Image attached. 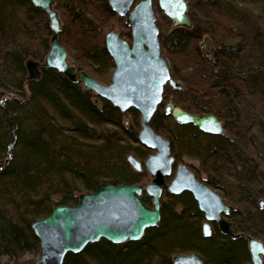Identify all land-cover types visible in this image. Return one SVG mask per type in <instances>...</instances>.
I'll list each match as a JSON object with an SVG mask.
<instances>
[{
    "label": "trees",
    "instance_id": "1",
    "mask_svg": "<svg viewBox=\"0 0 264 264\" xmlns=\"http://www.w3.org/2000/svg\"><path fill=\"white\" fill-rule=\"evenodd\" d=\"M187 1L191 27L159 35L172 76L183 86L167 84L162 104L171 98L189 113L214 114L226 134L179 123L163 105L151 125L167 133L176 163L186 156L200 161L201 170H193L232 202L229 219L240 236L222 234L216 223L205 236L204 213L193 195L165 190L161 221L140 240L101 239L69 252L64 264H173L182 253H196L204 264H253L246 236L264 242V0ZM56 7L65 11L60 38L75 51L78 69L89 65L106 79L115 66L102 41L103 20L115 15L108 0H56ZM49 36L42 8L31 0H0V264L3 257L20 264L38 249L32 224L55 206L77 204L81 193L103 181H146V171L127 162L134 147L125 141L141 146L137 110L122 112L104 98L96 104V94L55 68H41L40 77L29 80L27 59L44 61ZM206 36L214 43L210 54L199 45ZM127 113L134 124L125 123ZM141 199L152 206L145 191Z\"/></svg>",
    "mask_w": 264,
    "mask_h": 264
},
{
    "label": "water",
    "instance_id": "2",
    "mask_svg": "<svg viewBox=\"0 0 264 264\" xmlns=\"http://www.w3.org/2000/svg\"><path fill=\"white\" fill-rule=\"evenodd\" d=\"M31 1L45 11L51 38L50 50L42 63L27 60L29 80L40 77L41 68H55L73 82L80 80L86 89L110 101L122 112L137 110L141 115L139 142L155 151L147 156L144 166L132 154L127 157L137 172L145 167L153 176L151 183L115 185L103 182L94 192L81 193L77 204L57 205L51 214L34 221L32 229L41 246V256L35 264H64L69 252L79 253L89 243L101 239L116 244L140 240L148 228L157 226L161 221L164 189L174 195L183 192L193 195L205 216V236L211 235L212 222L217 224L222 234L240 236L235 234L233 223L228 219L234 207L210 185L199 180L186 164H179L173 180L170 184L166 182V178L174 172L171 142L155 131L151 120L163 101L166 84L174 89H181L182 85L172 77L167 61L161 55L160 30L153 0H140L134 7L135 0H109L111 9L126 18L132 41L129 43L115 31L106 34L105 47L115 63L108 85L84 70H77L74 63H69L68 50L60 40L62 23L55 8L56 0ZM158 7L174 27H191L187 0H158ZM99 98L95 100L96 104H99ZM166 113L179 123L196 125L201 131L226 134L223 123L214 114L200 116L173 103L167 105ZM144 191L152 198L151 207L141 199ZM260 206H264V199L260 201ZM246 237L252 263L264 264V242L249 235ZM173 264H204V261L198 254L189 253L176 255Z\"/></svg>",
    "mask_w": 264,
    "mask_h": 264
},
{
    "label": "rangeland",
    "instance_id": "3",
    "mask_svg": "<svg viewBox=\"0 0 264 264\" xmlns=\"http://www.w3.org/2000/svg\"><path fill=\"white\" fill-rule=\"evenodd\" d=\"M68 8H69V6H67ZM153 7H154V11H155V15H156V17H157V21H158V27H159V30L160 31H162L163 33L164 32H166V33H168V32H170L171 31V29H173L174 28V26H173V24H172V21L170 22V24L166 21L165 22V20H164V18H163V15H164V13L158 8V0H153ZM55 8L57 9V7H56V4H55ZM66 8V7H65ZM58 10V9H57ZM58 12H59V15H60V18H61V23H62V26H63V21H65V19H64V16H65V11H62L63 13H61V11H59L58 10ZM96 15H98L99 16V14H97V13H95ZM165 16V15H164ZM66 18V17H65ZM100 18L103 20V16H100ZM103 24H102V27H103V29H104V32H103V42H104V44H105V36H106V34L109 32V31H115V32H117V33H119L120 34V36H122L124 39H126L128 42H131L132 41V38H131V35H130V32H131V30H130V27L128 26V23H126V20L123 18V17H120L119 15H117L116 13H115V15L114 16H112V17H109V18H106L105 20H103ZM161 33V32H160ZM51 37L49 36V39H50ZM60 40H61V38H60ZM62 42V41H61ZM64 44V43H63ZM199 45H201L202 46V48L203 49H205L206 51H208L209 50V48H211V51L209 50V53L208 54H210L212 51H213V46H214V43H213V41L211 40V38H209V37H204V38H202L200 41H199ZM65 46V45H64ZM66 47V46H65ZM67 48V47H66ZM71 48V47H70ZM67 50H68V48H67ZM68 53H69V63L70 64H73L74 63V57H73V54H75V51L73 50V49H70V50H68ZM161 55H162V57L163 58H165V60L167 61V64H168V66H169V68H170V71H171V62H170V60H169V58L166 56V54L164 53V52H162V50H161ZM73 57V58H72ZM29 59H31V58H28L27 60H29ZM35 60V59H34ZM37 61V60H36ZM85 69H84V71H86L87 73H89L93 78H95L97 81H99V82H101V83H103V84H105V85H108V84H110L111 83V79H112V75H113V72H114V70H115V66L114 67H111L109 70H108V73H107V75H106V79H104V78H102V77H100L99 76V74H98V72H96L94 69H93V67H89V65H87V66H85L84 67ZM95 75H94V74ZM171 75H172V73H171ZM108 76V77H107ZM173 77V76H172ZM174 78V77H173ZM181 85H182V82L180 81V80H178V79H176ZM83 85V84H82ZM170 85V84H169ZM84 87V86H83ZM183 87V86H182ZM12 94V93H11ZM14 95H18V94H15V93H13V96ZM172 101V99L170 98L169 99V101ZM168 103V102H167ZM100 104V103H99ZM166 104V103H165ZM165 106L166 105H164L163 104V106L161 107V110L162 111H165ZM176 106V105H175ZM176 107H178V106H176ZM179 108H182V107H179ZM183 109V108H182ZM125 123H127V124H134V115H132V114H130V113H127L126 115H125ZM140 120H141V116H140V118H139V123H140ZM154 128V127H153ZM114 129V131H118L116 128H113ZM155 129V128H154ZM139 131H140V127H139ZM156 132H158L159 134H161L162 136H164L165 138H168L167 137V133H165V132H161V131H157V130H155ZM169 139V138H168ZM170 140V139H169ZM126 143H128L129 145H131V147H134L132 150H130L129 151V153H128V155H130V154H132L133 156H135L136 157V159H138L141 163H142V165L144 166V163H145V160H146V158H147V156H145V155H150V154H152V153H154L155 151H153L152 149H149V148H146L145 146H143V145H141V146H139L138 144H134V143H132L131 141H129V140H127V141H125ZM145 147V148H144ZM144 148V149H143ZM145 149L147 150L146 152V154L144 155V156H142L143 155V152L145 151ZM128 155H127V157H128ZM183 161H181L180 163H183V162H186V163H191L196 169H199V170H201V168H200V161L199 160H196V159H193V158H189V157H183V159H182ZM127 162H128V160H127ZM129 163V162H128ZM130 164V163H129ZM179 164V163H178ZM131 166V165H130ZM176 167H177V165L174 167V172H173V174L171 175V176H169V177H167L166 178V182H167V184H170V182L173 180V178H174V176H175V173H176ZM131 168L134 170V168L131 166ZM143 169L146 171V178H145V183H144V185H147V184H149V183H151V181H152V179H153V176L152 175H150L149 173H148V171L145 169V167H143ZM142 169V170H143ZM263 169H264V165H263ZM193 170V169H192ZM134 171H136V170H134ZM137 172V171H136ZM193 172L197 175V173L195 172V170H193ZM199 175H197V177L199 178V179H203V178H205L206 176H205V173L204 172H201L200 171V173H198ZM201 179V180H202ZM104 182V181H103ZM106 182V181H105ZM107 182H109V183H112V182H110V181H107ZM113 184H115V185H119V184H131V183H113ZM214 189V188H213ZM166 190V189H165ZM165 190H164V192H165ZM216 190V189H215ZM167 192H169L168 190H166ZM219 194H221L222 195V192L220 191V190H216ZM164 192H163V194H164ZM85 193V192H84ZM223 196V195H222ZM162 200H163V202H167V197L165 196V197H163L162 196V198H161V202H162ZM226 200V202L227 203H229V204H231L232 202L227 198V199H225ZM229 201V202H228ZM232 205V204H231ZM177 209H180V207H177ZM7 212L11 215V214H15V215H17V213H15V210H13V209H11V206H8L7 207ZM229 219V218H228ZM205 222V221H204ZM235 230V229H234ZM182 254H186V253H182ZM179 255V254H178ZM181 255V254H180ZM40 256H41V246L39 245V247H38V249H36V250H32V251H30V252H27V253H25L24 254V256L22 257V258H20L19 259V262H20V264H35L36 263V261L40 258ZM175 257V256H174ZM14 262L16 263V261H15V259H10V258H8V257H3L2 258V264H14Z\"/></svg>",
    "mask_w": 264,
    "mask_h": 264
},
{
    "label": "flooded vegetation",
    "instance_id": "4",
    "mask_svg": "<svg viewBox=\"0 0 264 264\" xmlns=\"http://www.w3.org/2000/svg\"><path fill=\"white\" fill-rule=\"evenodd\" d=\"M139 1H140V0H135V1H134V4H133V7H134ZM108 2H109V0H108ZM109 5H110V4H109ZM158 8H159V7H158ZM114 13H115V12H114ZM117 15H118V14H117ZM120 17H121V16H120ZM123 18L126 20L125 17H123ZM128 26H129V25H128ZM130 30H131V29H130ZM130 35H131V32H130ZM121 37H122V36H121ZM122 38H123V37H122ZM131 38H132V37H131ZM125 40H126V39H125ZM129 43H131V42H129ZM74 64L76 65L77 70H79L78 67H77V64H76L75 62H74ZM114 65H115V63H114ZM79 71H80V70H79ZM81 71H82V70H81ZM166 85H167V84H166ZM97 98H99V97H97ZM97 98H96V99H97ZM99 99H101V97H100ZM163 101H164V96H163ZM163 101H162V103H163ZM100 102H101V100H100ZM100 102H99V103H100ZM162 103L159 105L158 109L163 105ZM169 103H173V104H174V102L170 100V101L166 104V106H165V112H166V107H167V105H169ZM174 105H175V104H174ZM178 108H179V107H178ZM158 109L156 110V112L158 111ZM181 109H182V108H181ZM183 110H184V109H183ZM185 111H186V110H185ZM156 112H155V113H156ZM139 114H140V113H139ZM154 115H155V114H154ZM168 115H171V114H168ZM208 115H209V114H208ZM140 116H141V115H140ZM153 117H154V116H153ZM152 119H153V118H152ZM151 121H152V120H151ZM167 139H168V138H167ZM170 142H171V141H170ZM171 150H172V146H171ZM172 155L174 156L173 153H172ZM174 159H175V161H174L173 168H174L176 165H177V167H178V165L181 164V163H180L181 161H179V162L176 163L177 160H176L175 156H174ZM178 163H179V164H178ZM183 163L186 164L187 167L193 172V170H192L193 168H192V164H191V163H186V162H183ZM177 167H176V169H177ZM193 173H194V172H193ZM195 175H196V174H195ZM196 176H197V175H196ZM197 178H198V177H197ZM198 179H199V178H198ZM199 180H201V179H199ZM202 181H203V180H202ZM204 182H205V181H204ZM164 190H165V189H164ZM171 194H172V193H171ZM173 195H174V194H173ZM220 195H221V194H220ZM221 196H222V195H221ZM222 197H223V196H222ZM223 198H224V197H223ZM229 215H230V214H229ZM229 215H228V218H229ZM204 217H205V216H204ZM229 220H230V219H229ZM205 223H206V220H205L204 224H205ZM213 223H215V222L210 223V224H211V228H212V224H213ZM204 224H203V226H204Z\"/></svg>",
    "mask_w": 264,
    "mask_h": 264
},
{
    "label": "snow or ice",
    "instance_id": "5",
    "mask_svg": "<svg viewBox=\"0 0 264 264\" xmlns=\"http://www.w3.org/2000/svg\"><path fill=\"white\" fill-rule=\"evenodd\" d=\"M206 232H207V230H206Z\"/></svg>",
    "mask_w": 264,
    "mask_h": 264
}]
</instances>
